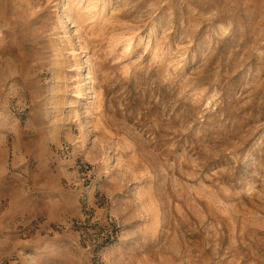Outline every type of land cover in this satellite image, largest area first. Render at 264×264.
I'll return each mask as SVG.
<instances>
[{
    "label": "rangeland",
    "instance_id": "374dc122",
    "mask_svg": "<svg viewBox=\"0 0 264 264\" xmlns=\"http://www.w3.org/2000/svg\"><path fill=\"white\" fill-rule=\"evenodd\" d=\"M0 264H264V0H0Z\"/></svg>",
    "mask_w": 264,
    "mask_h": 264
}]
</instances>
